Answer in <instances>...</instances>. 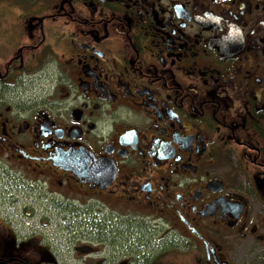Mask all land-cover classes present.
<instances>
[{"label": "flooded vegetation", "instance_id": "1", "mask_svg": "<svg viewBox=\"0 0 264 264\" xmlns=\"http://www.w3.org/2000/svg\"><path fill=\"white\" fill-rule=\"evenodd\" d=\"M0 148L44 250L0 264H264V0H0Z\"/></svg>", "mask_w": 264, "mask_h": 264}, {"label": "rangeland", "instance_id": "2", "mask_svg": "<svg viewBox=\"0 0 264 264\" xmlns=\"http://www.w3.org/2000/svg\"><path fill=\"white\" fill-rule=\"evenodd\" d=\"M18 161L15 157H12L11 152L6 148H0V165L3 166V170H5V176H4V193H5V205L4 208V214L0 212L3 216H0V255L1 256H8V255H19L25 253L28 249H30V246L32 245L35 249L34 251L38 250L39 252H43L44 250L41 249V246L38 247V245H35L34 242V235H30V232H32L33 229H38L37 225L39 224V219L41 218L42 214L37 213L33 216L32 214H27L24 210V205L27 202L25 200L26 196L21 195L20 198L17 200V205L12 206V208H9L8 201L9 196L8 192H18V189L15 187V183H9V180L12 179V177H18L20 178V181H23L25 185H29L31 182H34L36 177L30 179L27 176L23 175L22 171L16 170L13 171L12 167L15 169H18L16 166V163ZM1 186V185H0ZM26 192V189H24ZM22 189L20 190V192ZM47 189H43L42 187L37 188L34 190L36 192V195L38 193L45 194L47 193ZM39 204V205H38ZM1 207V205H0ZM36 209L38 210L41 207L40 203L35 204ZM36 210V211H37ZM40 211V210H39ZM91 216H88L85 220L87 223H91ZM14 222H17V229L14 228ZM72 222L76 223V219L72 217ZM55 223V222H53ZM19 226V227H18Z\"/></svg>", "mask_w": 264, "mask_h": 264}, {"label": "water", "instance_id": "3", "mask_svg": "<svg viewBox=\"0 0 264 264\" xmlns=\"http://www.w3.org/2000/svg\"><path fill=\"white\" fill-rule=\"evenodd\" d=\"M58 164L71 169L78 176H85L91 180L107 186L113 180V169L105 172L101 162L92 154L66 153L58 158Z\"/></svg>", "mask_w": 264, "mask_h": 264}]
</instances>
